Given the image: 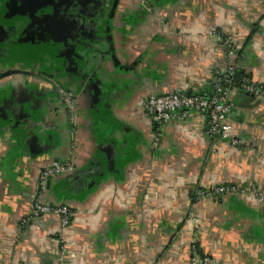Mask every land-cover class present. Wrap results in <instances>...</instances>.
I'll use <instances>...</instances> for the list:
<instances>
[{
    "label": "crops",
    "instance_id": "obj_1",
    "mask_svg": "<svg viewBox=\"0 0 264 264\" xmlns=\"http://www.w3.org/2000/svg\"><path fill=\"white\" fill-rule=\"evenodd\" d=\"M230 64L264 90V0H0V264H264V201L210 193L264 190V92L231 94L239 148L194 111L154 129L141 104ZM56 160L75 170L42 199L71 208L65 229L32 217Z\"/></svg>",
    "mask_w": 264,
    "mask_h": 264
},
{
    "label": "built area",
    "instance_id": "obj_2",
    "mask_svg": "<svg viewBox=\"0 0 264 264\" xmlns=\"http://www.w3.org/2000/svg\"><path fill=\"white\" fill-rule=\"evenodd\" d=\"M227 48V56L230 62L238 60L240 48L234 45L230 40L225 41ZM236 68L235 64H230L226 71H216L214 73L211 85L214 88L215 95L211 98H205L200 95H190L186 90L178 89L172 92L162 94H150L146 96L141 104L143 108L152 117L153 124L166 125L172 121L176 115H180L181 119H186L192 111L206 118L207 128L210 139L213 143L218 141H228L232 147L239 148L243 145V141L236 135L235 128L229 122L228 117L235 109V104L231 101V80H228V74L232 73ZM226 82L227 89H223L220 84ZM244 93L253 96L262 95L263 87L256 85L252 81L245 80L242 84ZM67 102L71 105L72 95L65 93ZM162 132L156 135V141L160 142ZM74 164L71 161H53L47 165L39 174L38 184L40 194L33 201L32 217L47 216L56 214L61 216V227L65 229L70 226L74 213L71 208L65 204L49 205L43 201L42 193L46 190L48 181L55 177L73 172ZM215 197H225L239 195L245 200L251 198L252 201H264V190L257 188H242L240 186L219 185L210 191ZM26 223V221H23ZM190 264H217V262L209 256L200 255L194 248L190 258Z\"/></svg>",
    "mask_w": 264,
    "mask_h": 264
},
{
    "label": "trees",
    "instance_id": "obj_3",
    "mask_svg": "<svg viewBox=\"0 0 264 264\" xmlns=\"http://www.w3.org/2000/svg\"><path fill=\"white\" fill-rule=\"evenodd\" d=\"M240 58H243L245 56V53H244V48L240 50V52L238 53ZM228 80H231L232 82V86H231V89L232 90H236V91H239V92H243L242 90V84L244 83L245 80H248V81H252L251 77L242 69L240 68H235L234 71H232V73L228 74ZM220 86L223 88V89H227V87L229 85L226 84V82L224 81L223 83L220 84ZM214 88L212 85L209 86L208 90L206 92H197V93H189L190 95H200V96H203L205 98H211L212 96L215 95V92H214ZM159 127V124H156L154 123V129L158 128Z\"/></svg>",
    "mask_w": 264,
    "mask_h": 264
},
{
    "label": "water",
    "instance_id": "obj_4",
    "mask_svg": "<svg viewBox=\"0 0 264 264\" xmlns=\"http://www.w3.org/2000/svg\"><path fill=\"white\" fill-rule=\"evenodd\" d=\"M23 4H29V2L21 3L20 6H22ZM107 155H108V161H110V157H111V151L110 150L107 151ZM85 181L87 182V180H85Z\"/></svg>",
    "mask_w": 264,
    "mask_h": 264
},
{
    "label": "flooded vegetation",
    "instance_id": "obj_5",
    "mask_svg": "<svg viewBox=\"0 0 264 264\" xmlns=\"http://www.w3.org/2000/svg\"><path fill=\"white\" fill-rule=\"evenodd\" d=\"M24 3H26V2H24ZM21 4V3H20ZM25 13H27V12H25ZM63 95L65 96V92H63ZM72 95V94H71ZM72 99H73V95H72Z\"/></svg>",
    "mask_w": 264,
    "mask_h": 264
}]
</instances>
